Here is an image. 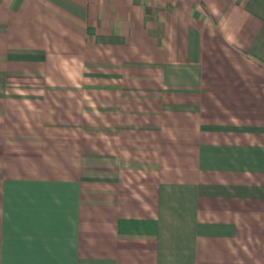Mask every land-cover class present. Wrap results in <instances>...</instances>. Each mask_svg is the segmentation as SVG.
I'll return each instance as SVG.
<instances>
[{"label":"crops","instance_id":"1","mask_svg":"<svg viewBox=\"0 0 264 264\" xmlns=\"http://www.w3.org/2000/svg\"><path fill=\"white\" fill-rule=\"evenodd\" d=\"M0 264H264V0H0Z\"/></svg>","mask_w":264,"mask_h":264}]
</instances>
